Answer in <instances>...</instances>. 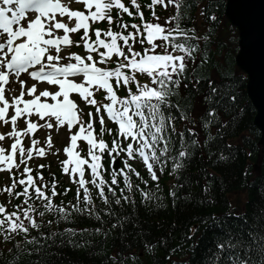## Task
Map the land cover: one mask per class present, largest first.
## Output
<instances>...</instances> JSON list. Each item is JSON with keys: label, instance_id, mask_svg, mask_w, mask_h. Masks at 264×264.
I'll return each mask as SVG.
<instances>
[{"label": "snow or ice", "instance_id": "snow-or-ice-1", "mask_svg": "<svg viewBox=\"0 0 264 264\" xmlns=\"http://www.w3.org/2000/svg\"><path fill=\"white\" fill-rule=\"evenodd\" d=\"M157 5L165 9L171 5L174 14L161 21ZM189 6L187 0H151L146 6L138 0H0V124L11 126V131L0 132V141L12 139L10 149L0 146V173L12 177L4 191L17 200L22 198L13 210L0 203V253H7L0 255V264L10 260L20 264L16 257L22 244L30 246L26 250L29 257H39L48 246L46 242L54 243L57 237L61 247L67 244L75 249L76 237H82L87 229L69 226L50 234L41 230L45 226L51 229L53 224L59 228L62 222L71 224L76 213L95 216L99 226L90 236L102 234L106 239L116 229L123 232L129 218L119 215L117 209L136 203L134 195L128 193L140 192L145 201L149 198L148 192L133 183V176L144 185L150 180L159 182L158 173L168 171L171 162V173L180 176L170 196L173 202L191 203L197 199L194 193L180 194L185 187L181 170L186 171L189 158L205 150L209 159L216 156L221 161L238 155L225 154V148L233 149L231 142L222 146L218 142L242 111L239 97L247 77L223 64L207 74H197V68L210 63L201 47L210 35L206 32L201 37L194 23L189 24L191 16L183 15ZM220 7L207 0L200 15H206L212 24H222L217 15ZM125 15L140 22L130 24ZM236 15L242 26H252L250 13L239 10ZM102 23L108 26H96ZM120 90L126 95H119ZM100 92L104 93V103L97 99ZM81 103L95 111H85ZM105 117L116 127H108ZM20 120L24 127L19 126ZM64 126L70 143L63 148L66 158L60 164L62 173L77 185V202L67 205L55 203L61 195L55 174L46 181L42 171L34 175L30 166L34 156L47 155L35 137L38 129ZM105 134L112 137L110 143ZM241 135L248 139L245 133ZM25 137H31V146H26ZM80 141L87 144L85 155L81 154ZM52 146L49 135L47 147ZM137 160L142 161L150 180L134 167ZM45 167L38 165L39 169ZM86 172L91 179L86 178ZM242 174L246 177L247 170ZM203 179L202 194L207 197L217 177L206 173ZM251 183L258 191L264 188V178L259 185ZM69 191L65 188L64 194ZM205 202L214 201L199 200ZM209 218L213 221L209 226L219 231L215 251L211 256L205 254L203 264H264V204L251 217L248 213H225L223 217L209 214ZM230 219L242 221L243 226L238 230L226 227ZM33 230L37 236H31ZM189 231L194 235L198 226ZM19 234H23L22 243L16 240ZM183 238L191 239V235ZM9 243L11 248L2 247ZM99 243L103 241L88 239L83 246L95 255ZM153 243L147 242L142 253L125 254L117 249L101 264H128L130 258L135 261L137 256L148 254ZM180 250L170 249L165 258L171 264H184L171 261V253Z\"/></svg>", "mask_w": 264, "mask_h": 264}, {"label": "trees", "instance_id": "trees-1", "mask_svg": "<svg viewBox=\"0 0 264 264\" xmlns=\"http://www.w3.org/2000/svg\"><path fill=\"white\" fill-rule=\"evenodd\" d=\"M199 1L195 3V0H187V4L190 6L185 7L183 10L185 17L191 16L189 24L194 23L201 37L206 32L210 35V39L202 41L201 45L203 52L208 54L210 63L197 68V74H207L216 65L223 64L230 71H235L243 75L234 65V55L237 50L236 38L232 33L234 29L229 26L223 16L224 0H213L211 2L213 5L217 3L221 5L217 15L219 20L223 22L222 24L219 22L212 24L206 15L201 16L200 12L204 3L207 1ZM211 10L215 9L213 8ZM238 106L242 111L239 112L236 120L225 130L224 139L218 142L220 146L227 144V138L237 136L244 129L248 130V140L253 139V144L256 146L259 132L252 123L255 110L247 97L245 81L242 85ZM257 151L258 149L254 148V154L251 156L252 160L256 159ZM224 152L225 154L229 152L238 153V155L234 159L221 161L216 156L209 159L206 150L205 153L197 151L194 158H189L186 164V171L184 169L181 170L184 173V178L181 182L185 184V187L181 190L180 194L194 193L197 198L195 201L191 203L173 202L171 196L168 194L167 185H164V190L155 197L154 201L139 202L132 207L125 206L124 204L119 206L117 209L119 215L128 216L129 218L125 222L126 228L123 232L120 229L112 231L106 239L102 234H96L95 236L89 235L92 229L99 226L96 223L95 216L89 218L86 215L82 216L76 213L70 218L72 221L71 224L62 222L59 228L53 224L51 229L45 226L41 230L44 233L50 234L51 232H56L69 226L77 229H87L88 231L82 237L79 235L76 237L78 245L75 249L67 244L61 247L60 238L57 237L54 243L51 240L46 242L48 246L41 250L39 257H29L26 255L27 247L30 246H24L22 244L16 258L20 260V264H101V261L106 258V255H111L117 249L122 250L125 254L137 253L139 251L143 252L144 245L147 242H154L148 254H143L139 259L135 258V261L128 260V264H171L165 257L169 255L170 249L177 247L181 250L171 253V261H173V256H179L181 259L178 262L182 261L184 264H203L205 254L211 256L212 252L215 251V236L219 231L214 226H209L213 225L209 214L223 217L225 213H233L226 197L228 192L236 191L243 187L249 190V198L246 203L247 207L243 213H239L241 215L248 213L249 217H251L261 204H264V188L258 191L257 187L251 183L255 182L256 185H259L261 179H254L251 174H247L246 177L242 174L246 165V156L242 148L234 146L233 149L225 148ZM260 165L262 175H264V155L261 158ZM246 170L247 172L249 171L248 167ZM206 173H215L217 179L209 195L204 197L202 194V185L205 183L203 177ZM179 176L180 174H177L172 177L174 185L177 183ZM167 178L169 176L165 174L163 179L165 180ZM197 180L199 184L194 183ZM8 197L9 195L7 194L3 195L4 202ZM10 199L12 200H10L11 207L22 201V198L18 201L13 200L11 197ZM187 199L192 201L191 196H188ZM201 199L205 201L211 199L214 202H205L202 204L199 203ZM70 200L71 195L61 194L57 196L55 203L61 204ZM49 218L52 217H45V219ZM107 219L108 217H105V220ZM193 226H196V228L198 226V231L194 235L189 231ZM225 226L238 230L239 226H243V222L230 219ZM37 234L35 230L31 232V236H37ZM189 235H191V239L185 240L183 238ZM162 238L163 242L161 243ZM2 239L3 237L0 235V240ZM88 239H92L95 242L103 241L95 249V255H92V250L86 251L83 246L84 241ZM16 240L22 243L23 234L17 235ZM194 245L198 246L193 251ZM2 247L11 248L12 245L9 243L2 245ZM0 255H7V253H0ZM9 264H15V262L10 260Z\"/></svg>", "mask_w": 264, "mask_h": 264}, {"label": "water", "instance_id": "water-1", "mask_svg": "<svg viewBox=\"0 0 264 264\" xmlns=\"http://www.w3.org/2000/svg\"><path fill=\"white\" fill-rule=\"evenodd\" d=\"M239 10L251 14V27L242 26L236 15ZM225 15L239 31L236 63L248 75L247 93L256 110L254 124L264 133V0H227Z\"/></svg>", "mask_w": 264, "mask_h": 264}, {"label": "rangeland", "instance_id": "rangeland-1", "mask_svg": "<svg viewBox=\"0 0 264 264\" xmlns=\"http://www.w3.org/2000/svg\"><path fill=\"white\" fill-rule=\"evenodd\" d=\"M62 131H61V129H59V128H57V129H53V131L51 132V133H53V134H60ZM54 156H55V153L54 152H52L51 153V155H50V158H54ZM233 200H234V197H231V201L233 202Z\"/></svg>", "mask_w": 264, "mask_h": 264}]
</instances>
